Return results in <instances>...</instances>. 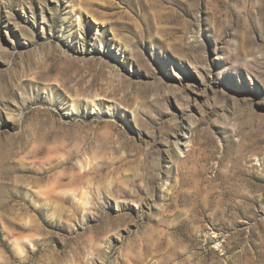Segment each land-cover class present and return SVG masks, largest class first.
Listing matches in <instances>:
<instances>
[{"label":"rangeland","instance_id":"obj_1","mask_svg":"<svg viewBox=\"0 0 264 264\" xmlns=\"http://www.w3.org/2000/svg\"><path fill=\"white\" fill-rule=\"evenodd\" d=\"M0 264H264V0H0Z\"/></svg>","mask_w":264,"mask_h":264},{"label":"bare ground","instance_id":"obj_2","mask_svg":"<svg viewBox=\"0 0 264 264\" xmlns=\"http://www.w3.org/2000/svg\"><path fill=\"white\" fill-rule=\"evenodd\" d=\"M88 103L91 104V105H94V106L98 105V104H96L95 98L89 99ZM182 138H184V137H177L176 138L175 145H176L177 148L179 147L180 141L182 140Z\"/></svg>","mask_w":264,"mask_h":264}]
</instances>
